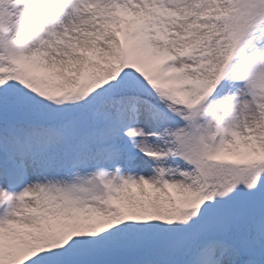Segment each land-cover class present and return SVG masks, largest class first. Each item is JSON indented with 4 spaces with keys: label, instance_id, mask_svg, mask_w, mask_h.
Listing matches in <instances>:
<instances>
[{
    "label": "snow or ice",
    "instance_id": "snow-or-ice-1",
    "mask_svg": "<svg viewBox=\"0 0 264 264\" xmlns=\"http://www.w3.org/2000/svg\"><path fill=\"white\" fill-rule=\"evenodd\" d=\"M0 264H264V0H0Z\"/></svg>",
    "mask_w": 264,
    "mask_h": 264
}]
</instances>
